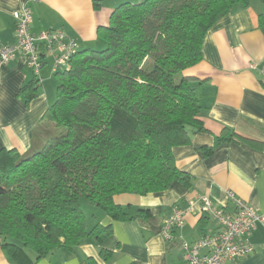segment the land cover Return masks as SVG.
<instances>
[{
    "label": "trees",
    "instance_id": "trees-1",
    "mask_svg": "<svg viewBox=\"0 0 264 264\" xmlns=\"http://www.w3.org/2000/svg\"><path fill=\"white\" fill-rule=\"evenodd\" d=\"M99 10L103 0H92ZM249 0L124 2L98 26V48L79 49L55 72V101L30 134L28 150L0 148V248L12 264H35L59 248L92 240L111 225L86 217L81 199L112 220L147 218V208L113 202L122 193L146 195L174 182L191 187L173 148L205 131L192 78L207 31ZM38 81L19 93L28 103ZM219 136L218 144L231 138ZM212 149L205 150L211 153ZM94 221V222H93ZM99 254L109 260L103 248Z\"/></svg>",
    "mask_w": 264,
    "mask_h": 264
},
{
    "label": "crops",
    "instance_id": "crops-1",
    "mask_svg": "<svg viewBox=\"0 0 264 264\" xmlns=\"http://www.w3.org/2000/svg\"><path fill=\"white\" fill-rule=\"evenodd\" d=\"M141 1L103 0L95 10L92 0H0V43L15 41L13 13L28 6L32 34L62 29L80 49L98 48L102 44L97 27L108 25L115 7ZM201 56L184 74L192 78L205 131L191 132L188 145L173 148L176 166L192 177L191 187L174 182L159 193L115 195V204L147 208L150 216L118 221L97 211L95 221L112 227L100 245L87 240L74 251L59 248L39 260L26 249L35 264H185L181 241L193 242L218 228L217 221L201 213L196 204L203 196L219 208L230 209V192L264 217V0H249L247 6H236L217 21L205 35ZM52 67V58L44 57L41 81L27 103L19 91L34 76L24 58L0 63V148L20 154L28 150L31 132L56 98L58 81ZM230 134L229 140L215 142ZM192 201L195 209L186 213L183 227L165 240L163 220L174 206L183 209ZM250 242V256L226 264H264V221L251 233ZM100 248L111 253L109 260L99 254ZM0 264H12L1 248Z\"/></svg>",
    "mask_w": 264,
    "mask_h": 264
},
{
    "label": "built area",
    "instance_id": "built-area-1",
    "mask_svg": "<svg viewBox=\"0 0 264 264\" xmlns=\"http://www.w3.org/2000/svg\"><path fill=\"white\" fill-rule=\"evenodd\" d=\"M15 20V41L12 44L0 43V63H9L23 57L25 65L40 82V71L44 57L53 60L52 70L69 64L71 57L79 49L78 43L66 36L62 29H48L37 34L30 32L33 20L32 10L22 6L13 13ZM264 78V69L261 70ZM230 209L219 208L206 196L199 198L200 212L209 215L218 223V228L210 235L193 242L181 241L182 259L185 264H226L247 258L253 252L251 233L264 221V217L252 206L232 193H228ZM195 209V202L186 208L174 206L171 214L162 222L161 234L171 240L174 232L184 225L186 213Z\"/></svg>",
    "mask_w": 264,
    "mask_h": 264
},
{
    "label": "rangeland",
    "instance_id": "rangeland-1",
    "mask_svg": "<svg viewBox=\"0 0 264 264\" xmlns=\"http://www.w3.org/2000/svg\"><path fill=\"white\" fill-rule=\"evenodd\" d=\"M80 207H81V209H83L86 217H89L92 212L95 213V214L97 213V210H95L93 207H91V205L87 203L86 199H81V201H80Z\"/></svg>",
    "mask_w": 264,
    "mask_h": 264
}]
</instances>
